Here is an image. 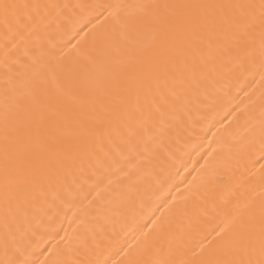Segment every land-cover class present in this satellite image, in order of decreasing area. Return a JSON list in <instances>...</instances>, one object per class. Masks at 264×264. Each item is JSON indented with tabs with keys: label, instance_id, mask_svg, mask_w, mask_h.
<instances>
[{
	"label": "bare ground",
	"instance_id": "6f19581e",
	"mask_svg": "<svg viewBox=\"0 0 264 264\" xmlns=\"http://www.w3.org/2000/svg\"><path fill=\"white\" fill-rule=\"evenodd\" d=\"M0 264H264V0H0Z\"/></svg>",
	"mask_w": 264,
	"mask_h": 264
}]
</instances>
